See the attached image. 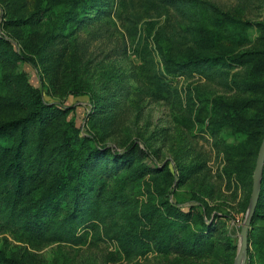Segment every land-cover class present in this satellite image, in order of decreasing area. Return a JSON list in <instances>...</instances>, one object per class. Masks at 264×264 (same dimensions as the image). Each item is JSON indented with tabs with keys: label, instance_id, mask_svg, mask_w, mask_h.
<instances>
[{
	"label": "rangeland",
	"instance_id": "obj_1",
	"mask_svg": "<svg viewBox=\"0 0 264 264\" xmlns=\"http://www.w3.org/2000/svg\"><path fill=\"white\" fill-rule=\"evenodd\" d=\"M210 1L221 13L186 15L157 0H0V122L24 115L40 92L48 150L63 139L73 159L97 147L125 153L98 160L110 173L103 210L121 176L135 178L120 211L127 233L114 230L119 213L107 220L110 235L102 222L78 244L0 230V264H234L264 138V74L252 91L238 83L253 62L223 58L212 77L183 65L198 50L264 49V0ZM258 62L264 73V56ZM226 110L241 121L223 120ZM72 155H50V176L38 183L56 180ZM262 177L263 169L246 264H264ZM175 229L173 240L206 242L195 253L160 251Z\"/></svg>",
	"mask_w": 264,
	"mask_h": 264
},
{
	"label": "trees",
	"instance_id": "obj_2",
	"mask_svg": "<svg viewBox=\"0 0 264 264\" xmlns=\"http://www.w3.org/2000/svg\"><path fill=\"white\" fill-rule=\"evenodd\" d=\"M157 1L178 9L186 15L201 9L217 10L221 13L219 7L210 0ZM92 6V2H88L82 11L88 12ZM130 32L136 34L134 30ZM224 48L232 53H228L227 56H218L198 50L183 66L191 71L205 72L207 77H212L214 74L211 68L223 58L239 63L250 61L253 62L251 70L246 79L240 78L238 87L259 91L264 73L258 59L264 56V49L233 51L229 46H224ZM139 56L147 61L148 57L144 53H139ZM48 108L49 104L38 92L33 107L24 115L0 122V230L12 231L17 237L24 236L40 241H68L78 244L84 240L85 232L98 231L102 222L106 223L104 229L110 235L112 227L108 225L107 220L111 215L115 216L119 213V220L116 219V225L119 228L114 230L127 233L125 230L129 227L121 220L120 211L131 201L135 178L127 174L122 175L116 185L114 195L109 200L107 211L103 210L102 195L106 191L110 173L108 167L98 162L101 156L108 155L113 160L112 162H115L125 157V153L111 149L101 153L103 148L97 147L89 151L85 157L80 156L78 159H73L75 155H72V152L75 145L63 139L57 141L56 145L48 150L42 138L44 113ZM229 111H224L223 120L234 119L233 123L241 121V118L236 117L240 114L231 113L226 117ZM220 114H222L221 110ZM54 152L72 155V158L65 163L59 177L43 187L38 181L43 173L50 176L49 166L52 161L49 156H55ZM262 191L264 192V168ZM259 204L260 201L257 207ZM188 212L182 211V214L185 216ZM255 215H257V210H255L253 219ZM154 217L155 215L151 219L153 220ZM169 223L167 225H170ZM205 225L203 232L211 236L209 224L205 223ZM174 232H179V229L167 233L164 235L166 237L158 242L157 246L160 251L174 249L183 252L189 250L190 253H195L197 246L206 242V240L198 241L195 236L173 240ZM135 243L139 251H145L142 249L141 241L137 240ZM2 264L19 263L13 258L4 257Z\"/></svg>",
	"mask_w": 264,
	"mask_h": 264
},
{
	"label": "water",
	"instance_id": "obj_3",
	"mask_svg": "<svg viewBox=\"0 0 264 264\" xmlns=\"http://www.w3.org/2000/svg\"><path fill=\"white\" fill-rule=\"evenodd\" d=\"M263 165H264V138L260 145L258 157L256 160L254 177H253V186H252V199H251L250 207L248 209L244 224L242 225L241 240L239 243V247H238V251L236 254L234 264H246V257H247L248 246H249L248 228L253 219V216H254V213L257 207Z\"/></svg>",
	"mask_w": 264,
	"mask_h": 264
}]
</instances>
